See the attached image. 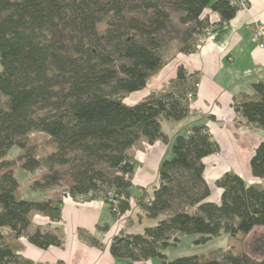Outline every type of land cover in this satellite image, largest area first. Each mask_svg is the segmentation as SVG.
Wrapping results in <instances>:
<instances>
[{
    "label": "trees",
    "instance_id": "obj_1",
    "mask_svg": "<svg viewBox=\"0 0 264 264\" xmlns=\"http://www.w3.org/2000/svg\"><path fill=\"white\" fill-rule=\"evenodd\" d=\"M208 9L220 20L211 22ZM238 9L236 0H0V41L11 37L17 48L0 43V226L11 231H0V264H31L15 248L14 240L23 235L43 249L62 245L57 231L28 233L35 212L61 219L63 196L46 197L48 188L61 184V167H69L72 182L64 196L102 198L116 217L130 210L136 163L128 150L142 139L149 144L168 141L161 121L190 114L186 95L198 79L180 65L163 91L133 105L127 98L144 90L167 63L163 47L173 16L181 25L179 50L190 54L207 28L221 27ZM252 88L254 95L236 99L234 108L247 124L264 130V81ZM31 132L44 133L55 144L42 160L32 152ZM14 147L24 154L10 158ZM218 151L206 125L176 137L172 158L160 165L159 186L149 200L143 196L139 201L145 216L156 222L142 232L114 236L111 254L125 260L114 264H142L155 257L161 264H264V258L243 252L173 260L165 254L187 234L206 243L264 226V184H249L228 172L216 182L223 190L220 201L208 200L211 188L203 160ZM17 159L30 173L46 168L48 174L30 186L43 198L19 196L13 169ZM250 165L253 176L264 180V141Z\"/></svg>",
    "mask_w": 264,
    "mask_h": 264
},
{
    "label": "crops",
    "instance_id": "obj_2",
    "mask_svg": "<svg viewBox=\"0 0 264 264\" xmlns=\"http://www.w3.org/2000/svg\"><path fill=\"white\" fill-rule=\"evenodd\" d=\"M246 1L248 7L239 8L233 18L217 27L201 42L196 52L178 53L152 77L144 90L127 98V103L133 105L154 92L163 91L176 77L180 65L188 74H194L200 83L187 117L182 120L162 119V129L168 141L149 144L142 139L128 150L136 163L129 213L116 217L102 198L81 200L71 195L63 196L59 221L36 212L28 229L29 234L38 229L57 231L63 237L62 245L43 249L23 235L14 240L16 251L23 259L31 264L122 263L123 259L111 254L114 236L121 232H142L145 226L156 222L145 216L139 201L143 196L146 200L153 196L160 184V165L165 159L172 158L176 137L186 135L195 125H206L219 146L217 153L203 160L204 178L211 188L209 201H220L223 190L216 182L228 172L238 174L249 184H264L263 179L253 176L250 165L257 147L264 141V130L247 124L234 108L236 99L254 95L253 83L264 81V48L253 41L251 30L255 21H264V0ZM206 14L213 23L220 20V16L209 9ZM5 234L10 235V229ZM88 235L99 244H92L86 238ZM9 239L13 240L11 236ZM147 263L148 260L142 262Z\"/></svg>",
    "mask_w": 264,
    "mask_h": 264
},
{
    "label": "rangeland",
    "instance_id": "obj_3",
    "mask_svg": "<svg viewBox=\"0 0 264 264\" xmlns=\"http://www.w3.org/2000/svg\"><path fill=\"white\" fill-rule=\"evenodd\" d=\"M173 17V22L169 26L168 32L165 36L167 42L163 47V57L167 63L176 58V55L180 53V41L176 37L177 33L179 31L181 32V25L179 24L177 16L175 15ZM105 27L106 24H101L102 29H104ZM205 39L206 38L204 37L203 41ZM2 41L6 46L12 48L13 50H17L16 42L13 38L6 36L0 41L1 44ZM198 42L200 43L201 41L199 40ZM28 137L34 144V146H32V152H34L40 160H42L45 156L55 150V144L44 133L31 132ZM23 154L24 153L21 152L18 147H14L10 151L9 157L16 159L18 158V156ZM23 162L24 161L17 159L13 167L20 183L19 196L21 198L29 200H38L43 198V194L32 191L30 189V186L34 183L35 180H41L48 174L46 168L44 166H41L34 173H30L25 171L21 167ZM61 169V184L55 187L48 188L46 191V197L58 199L61 196H64V193L67 191L69 185H71V178L68 174L70 171L69 167H61ZM126 213H129V211H127ZM8 229L9 228L7 227L0 226V231H2L3 233H6ZM198 238L199 235L196 234H187L182 236L178 244L172 245L166 249L165 254L168 260H173L182 256L194 255L200 256L205 259H210L213 257H220V254L224 252H232L234 254L243 252L251 255L254 258H264V226L256 227L248 235L240 233L238 236L232 238L228 235H221L219 237H214L208 240L206 243H197L196 240ZM124 261L125 260H123V262ZM148 262L149 263L147 264H161V259L159 257H155L148 260Z\"/></svg>",
    "mask_w": 264,
    "mask_h": 264
},
{
    "label": "built area",
    "instance_id": "obj_4",
    "mask_svg": "<svg viewBox=\"0 0 264 264\" xmlns=\"http://www.w3.org/2000/svg\"><path fill=\"white\" fill-rule=\"evenodd\" d=\"M236 3H238L239 8H247L248 4L246 0H239L236 1ZM251 30H252V39L254 42H256L258 44V46L260 48H264V21L259 22V21H255V23H253V25L251 26ZM213 31L212 28H207L205 30V38H207L208 36L212 35ZM204 37L202 39H200V41L202 42ZM200 87V83L199 81H196L194 84V90H190L187 95H186V100L189 103V106L193 103L194 99H195V92L197 91L198 88ZM110 203L114 206L113 207V211H118L117 210V204L118 201L117 199L113 196V194H110Z\"/></svg>",
    "mask_w": 264,
    "mask_h": 264
}]
</instances>
